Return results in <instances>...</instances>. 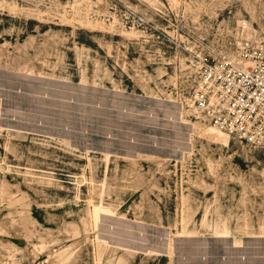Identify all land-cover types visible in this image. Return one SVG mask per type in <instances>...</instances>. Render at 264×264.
Here are the masks:
<instances>
[{"label":"rangeland","instance_id":"1","mask_svg":"<svg viewBox=\"0 0 264 264\" xmlns=\"http://www.w3.org/2000/svg\"><path fill=\"white\" fill-rule=\"evenodd\" d=\"M264 0L0 2V264H264V145L197 120L187 57Z\"/></svg>","mask_w":264,"mask_h":264},{"label":"built area","instance_id":"2","mask_svg":"<svg viewBox=\"0 0 264 264\" xmlns=\"http://www.w3.org/2000/svg\"><path fill=\"white\" fill-rule=\"evenodd\" d=\"M32 0H0L28 5ZM239 23V40L219 50V33L187 57L190 94L181 102L194 118L250 147L264 145V44Z\"/></svg>","mask_w":264,"mask_h":264},{"label":"bare ground","instance_id":"3","mask_svg":"<svg viewBox=\"0 0 264 264\" xmlns=\"http://www.w3.org/2000/svg\"><path fill=\"white\" fill-rule=\"evenodd\" d=\"M212 129L216 130V131H219L220 133H223L221 132L220 130H217L215 127L211 126Z\"/></svg>","mask_w":264,"mask_h":264}]
</instances>
